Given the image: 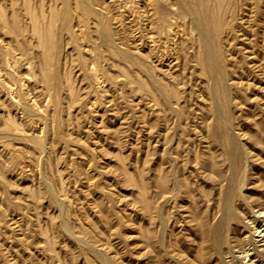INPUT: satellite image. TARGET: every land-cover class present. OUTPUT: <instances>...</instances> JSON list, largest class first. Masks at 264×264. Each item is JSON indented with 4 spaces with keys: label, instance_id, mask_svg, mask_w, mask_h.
I'll return each instance as SVG.
<instances>
[{
    "label": "rangeland",
    "instance_id": "obj_1",
    "mask_svg": "<svg viewBox=\"0 0 264 264\" xmlns=\"http://www.w3.org/2000/svg\"><path fill=\"white\" fill-rule=\"evenodd\" d=\"M263 219L264 0H0V264H264Z\"/></svg>",
    "mask_w": 264,
    "mask_h": 264
},
{
    "label": "bare ground",
    "instance_id": "obj_2",
    "mask_svg": "<svg viewBox=\"0 0 264 264\" xmlns=\"http://www.w3.org/2000/svg\"><path fill=\"white\" fill-rule=\"evenodd\" d=\"M174 8V7H173ZM200 19V18H199ZM172 21V20H171ZM199 22V21H198ZM197 23V22H196ZM153 40V39H152ZM153 43V42H152ZM163 54V53H162ZM215 55L214 54H212L211 55V75H212V78L215 80V76H216V73L217 72H219V70H220V66H219V64H218V60L216 59V58H218V57H215ZM229 89L230 88H228V89H226L225 91H223V95H222V99H223V101H224V103H225V106L227 107V110H228V112H227V115L225 116V117H227V118H229L230 119V111H231V113H232V108L230 109V107L232 106V105H234V103H236V97L229 91ZM211 90V89H210ZM215 100V99H214ZM239 105V104H238ZM237 106V105H236ZM242 106V105H241ZM218 108V107H217ZM229 109H230V111H229ZM26 112V111H25ZM232 115V114H231ZM231 118H232V116H231ZM230 121V120H229ZM231 121H233V118L231 119ZM233 124V123H232ZM230 125V124H229ZM229 125L227 126V127H229ZM231 126H233V125H231ZM231 126H230V130H231ZM232 145V144H231ZM232 147V146H231ZM229 148V151H232L233 150V147L232 148ZM231 160V159H230ZM231 164H232V162H231ZM230 180H231V178H230ZM229 180V181H230ZM241 184V183H240ZM230 200V199H229ZM227 202V201H226ZM229 205V204H228ZM229 207V206H228ZM228 207H226L225 206V208H224V204H223V207L222 208H224V214L223 213H221V214H223V215H221V216H223V218L225 219L226 218V220H227V218H229V216H230V214H229V212H227V208ZM221 212V211H220ZM260 213H262V211H260L259 212V214ZM262 221H264V219L262 220ZM259 227V226H258ZM215 230V229H214ZM257 230V229H256ZM217 235H218V232L215 230V232H214V238H213V248H216V249H218L219 248V237H217ZM211 244V243H210ZM100 259H102V258H100ZM106 259V258H105ZM103 260V259H102ZM104 262V261H103ZM106 262V261H105ZM104 262V264H106ZM102 263V262H101Z\"/></svg>",
    "mask_w": 264,
    "mask_h": 264
}]
</instances>
